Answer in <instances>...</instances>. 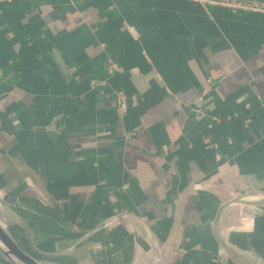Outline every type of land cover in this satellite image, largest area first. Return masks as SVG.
<instances>
[{
  "label": "crops",
  "instance_id": "0c3cea01",
  "mask_svg": "<svg viewBox=\"0 0 264 264\" xmlns=\"http://www.w3.org/2000/svg\"><path fill=\"white\" fill-rule=\"evenodd\" d=\"M0 227L39 264H264V12L0 0Z\"/></svg>",
  "mask_w": 264,
  "mask_h": 264
},
{
  "label": "built area",
  "instance_id": "2783aa9c",
  "mask_svg": "<svg viewBox=\"0 0 264 264\" xmlns=\"http://www.w3.org/2000/svg\"><path fill=\"white\" fill-rule=\"evenodd\" d=\"M206 6H214L232 10L234 12H264V0H195ZM117 109L125 113L128 109L127 97L124 92H117L115 96Z\"/></svg>",
  "mask_w": 264,
  "mask_h": 264
},
{
  "label": "water",
  "instance_id": "95a60500",
  "mask_svg": "<svg viewBox=\"0 0 264 264\" xmlns=\"http://www.w3.org/2000/svg\"><path fill=\"white\" fill-rule=\"evenodd\" d=\"M0 243L4 244L11 252L18 255L29 264H39L31 256L27 255L21 248L15 243V241L0 227Z\"/></svg>",
  "mask_w": 264,
  "mask_h": 264
}]
</instances>
